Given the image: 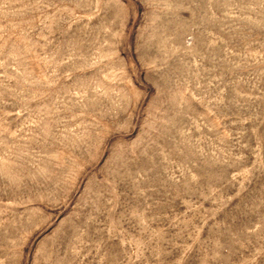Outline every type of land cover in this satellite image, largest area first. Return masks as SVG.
Listing matches in <instances>:
<instances>
[{
	"label": "rangeland",
	"instance_id": "obj_1",
	"mask_svg": "<svg viewBox=\"0 0 264 264\" xmlns=\"http://www.w3.org/2000/svg\"><path fill=\"white\" fill-rule=\"evenodd\" d=\"M0 264H264V0H0Z\"/></svg>",
	"mask_w": 264,
	"mask_h": 264
}]
</instances>
